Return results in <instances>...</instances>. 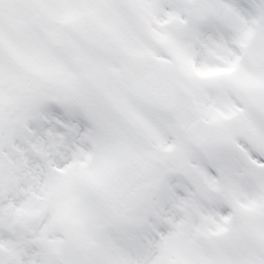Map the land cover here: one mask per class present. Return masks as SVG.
<instances>
[{
    "label": "snow or ice",
    "instance_id": "snow-or-ice-1",
    "mask_svg": "<svg viewBox=\"0 0 264 264\" xmlns=\"http://www.w3.org/2000/svg\"><path fill=\"white\" fill-rule=\"evenodd\" d=\"M0 264H264V0H0Z\"/></svg>",
    "mask_w": 264,
    "mask_h": 264
}]
</instances>
